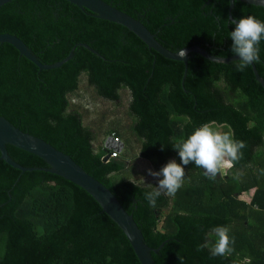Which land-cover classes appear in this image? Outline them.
<instances>
[{
	"label": "trees",
	"instance_id": "1",
	"mask_svg": "<svg viewBox=\"0 0 264 264\" xmlns=\"http://www.w3.org/2000/svg\"><path fill=\"white\" fill-rule=\"evenodd\" d=\"M140 21L172 52L198 46L228 58L233 41L228 0H102ZM252 15L264 22V7L234 2L235 21ZM0 34L20 39L43 65L73 57L56 69L39 70L9 44H0V116L24 133L69 156L104 185L131 215L152 249L154 264H264V90L251 66L216 64L190 54L185 65L163 58L126 28L96 18L64 0H14L0 7ZM86 45L99 56L81 45ZM254 62L264 80V40ZM84 75L95 94L110 102L130 96L129 127L140 142L139 157L160 170L181 163L173 145L209 123L246 147L243 157L219 179L195 173L173 197L155 208L145 200L149 186L117 179L119 159L107 163L104 145L68 96ZM113 135L119 139V132ZM120 140V139H119ZM24 168H47L37 156L6 146ZM168 210V211H167ZM166 211V212H165ZM216 226L230 228L234 251L212 256L197 251ZM0 264H140L125 235L81 187L35 170L21 172L0 160Z\"/></svg>",
	"mask_w": 264,
	"mask_h": 264
},
{
	"label": "water",
	"instance_id": "2",
	"mask_svg": "<svg viewBox=\"0 0 264 264\" xmlns=\"http://www.w3.org/2000/svg\"><path fill=\"white\" fill-rule=\"evenodd\" d=\"M14 0H0V7L10 3ZM70 4L76 6L80 10H87L92 13L96 18L104 21H108L126 28L129 32L134 34L139 40H141L149 50H154L160 56L165 59L182 62L185 65L184 75L182 82L185 80L187 73V61L190 58V54H197L205 60L216 64H230L236 62L239 58L235 55L228 58L216 57L208 54L204 49L198 46H192L183 48L178 51L172 52L165 49L155 38L153 34L137 19L127 15L125 12L120 11L113 7L111 4H107L102 0H64ZM234 2H241L247 5H253L256 7H264V0H228V13L229 19L231 17V11L234 8ZM9 44L14 47L20 56H23L28 61L33 63L40 71L56 69L69 61L73 57V50L69 55L60 62L52 65L41 64L36 57L32 54L31 50L17 37L9 34H0V44ZM82 47L89 50L91 53L99 56L94 50L86 45ZM185 52L183 57L178 54L181 51ZM251 69L255 80L260 84L264 90V80L258 75L254 64H251ZM11 145L17 149L23 150L30 154H33L43 160L47 168H24L15 163L7 154L6 146ZM107 150H115L121 152L123 144L121 142H115L114 138L108 137L104 145ZM109 154L107 153L102 162L107 163ZM0 160L14 169L23 172H32L40 170L48 172L50 174L59 176L66 181H69L83 190H85L100 206L102 212L105 213L114 224L125 235L126 239L130 243L134 254L136 255L140 264H154L151 254H157V252L163 247V243L156 249L149 248L144 243V238L137 224L134 222L131 215L122 208L116 197L100 182L88 175L81 167H79L69 156L56 150L54 147L46 143L45 141L34 137L28 133L20 131L14 127L5 118L0 116Z\"/></svg>",
	"mask_w": 264,
	"mask_h": 264
},
{
	"label": "clouds",
	"instance_id": "3",
	"mask_svg": "<svg viewBox=\"0 0 264 264\" xmlns=\"http://www.w3.org/2000/svg\"><path fill=\"white\" fill-rule=\"evenodd\" d=\"M235 28L230 32L232 52L239 59L236 60V70L243 72L249 65L260 60V43L264 40V22L248 15L239 21L230 20ZM179 56L183 57L182 50ZM246 147L242 140H235L233 134L214 129L209 123L196 128L186 139L176 142L173 148L178 151L181 163L170 160L159 171L148 169V174L158 179V185L148 184L150 191L145 193V200L155 208L161 195L175 196L183 186L185 168L182 166L194 163L196 167L204 170V175L215 179L231 169L243 157L241 151ZM230 228L216 226L209 233L216 237L215 242L206 238L203 244L197 246V251L209 248L212 256H226L234 251L235 238L229 235Z\"/></svg>",
	"mask_w": 264,
	"mask_h": 264
},
{
	"label": "rangeland",
	"instance_id": "4",
	"mask_svg": "<svg viewBox=\"0 0 264 264\" xmlns=\"http://www.w3.org/2000/svg\"><path fill=\"white\" fill-rule=\"evenodd\" d=\"M119 94L120 99L117 102L99 98L87 84L86 77L82 75L78 90L69 95L68 100L70 108L78 111L83 116V125L89 127L95 135L94 148L105 145L108 137H114L112 133L114 130L119 132V139L124 145L122 151L124 157L119 158L126 163H124L123 171L116 175L117 179H128L146 186L148 184L157 186L158 179H162V177L155 178L149 175L148 169L154 172L159 170L150 161L139 157L140 142L129 130L132 121L128 111L130 96L126 91H120ZM226 173L227 170L223 174H218L219 179ZM194 176L195 173L185 169L184 183L191 182V178Z\"/></svg>",
	"mask_w": 264,
	"mask_h": 264
},
{
	"label": "built area",
	"instance_id": "5",
	"mask_svg": "<svg viewBox=\"0 0 264 264\" xmlns=\"http://www.w3.org/2000/svg\"><path fill=\"white\" fill-rule=\"evenodd\" d=\"M110 137H112V136H110ZM112 138H114V140H115V142H120V140L119 139H117V138H115V137H112ZM111 152L110 153H108L109 154V158H108V161H110V160H113V159H116V158H118L119 157V152H117V151H115V150H110ZM122 151V150H121ZM107 161V162H108Z\"/></svg>",
	"mask_w": 264,
	"mask_h": 264
},
{
	"label": "crops",
	"instance_id": "6",
	"mask_svg": "<svg viewBox=\"0 0 264 264\" xmlns=\"http://www.w3.org/2000/svg\"><path fill=\"white\" fill-rule=\"evenodd\" d=\"M120 142H121V140H120ZM123 144V143H122ZM123 147H124V145H123Z\"/></svg>",
	"mask_w": 264,
	"mask_h": 264
},
{
	"label": "flooded vegetation",
	"instance_id": "7",
	"mask_svg": "<svg viewBox=\"0 0 264 264\" xmlns=\"http://www.w3.org/2000/svg\"><path fill=\"white\" fill-rule=\"evenodd\" d=\"M104 145V144H103Z\"/></svg>",
	"mask_w": 264,
	"mask_h": 264
}]
</instances>
